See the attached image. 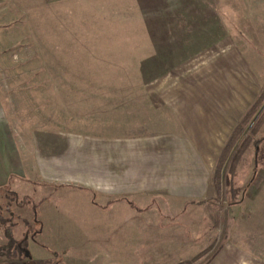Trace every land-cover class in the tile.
Masks as SVG:
<instances>
[{
	"label": "crops",
	"instance_id": "obj_1",
	"mask_svg": "<svg viewBox=\"0 0 264 264\" xmlns=\"http://www.w3.org/2000/svg\"><path fill=\"white\" fill-rule=\"evenodd\" d=\"M147 1L153 6L164 0ZM167 1L166 8L149 6L153 16L143 21L141 41L152 56L181 60L151 82L155 97L104 102L107 107L97 118L99 123L87 133L85 157L79 151V137L71 133L69 142L58 148L65 145L66 153L47 152L45 147L46 155L35 158L26 148L30 155L19 160L24 171L37 169L43 175L42 184L60 194L57 202L80 201L73 193L83 194L85 215L92 221L82 228L87 234L99 229L94 221L104 220L103 248L107 252L108 244L109 254L82 259L76 247L56 244L52 264H123L113 257L106 260L121 247L111 240L106 243L111 235L116 242L129 241L131 246L124 245L129 250L139 251L145 244L153 251L163 243L170 245L163 251L172 253L181 249L179 244L190 243L208 250L216 243L214 232L199 233L200 240L194 243L197 238L189 234L178 239V230H160L158 220L187 219L192 207L200 209L204 219L223 196V229L208 264H264V164L257 176L260 165L253 156L259 146L253 143L250 149L251 163L230 165L225 185L220 176L213 182L226 138L264 86V0ZM141 46L136 42L131 59L148 57L140 54ZM135 67L139 71L140 66ZM261 141L263 153L264 136ZM84 163L85 180L77 182L80 173L84 175L79 171ZM242 170L247 171L246 178H239ZM64 171L70 176H63ZM60 213L58 224L71 232L72 212ZM51 215L56 217L55 212ZM137 218H151V237H143L146 224H138ZM40 227L52 234L56 226L44 227L42 222ZM134 232L135 239H125Z\"/></svg>",
	"mask_w": 264,
	"mask_h": 264
},
{
	"label": "rangeland",
	"instance_id": "obj_2",
	"mask_svg": "<svg viewBox=\"0 0 264 264\" xmlns=\"http://www.w3.org/2000/svg\"><path fill=\"white\" fill-rule=\"evenodd\" d=\"M160 3L152 6L147 0H0V264H52L56 244L76 247L82 259L110 253L108 244L104 246L107 252L103 248L104 220L94 221L100 227L91 234L82 230L84 223L87 228V223L92 222L85 215L87 204L81 199L83 194L73 193L80 201L61 198L57 202L60 194L42 184L43 175L40 177L37 169L24 171L20 161L31 152L35 158H43L45 147L47 152L66 153L65 145L58 148L61 142H69L71 133L79 137V151L85 157L87 133L92 131L93 123H99L97 118L107 107L104 102L117 104L118 100L155 97L151 82L166 68L181 61L152 56L151 49L142 43L143 21L145 18L150 21L153 14L149 6L166 8L170 2ZM136 42L143 45L140 54L148 57L131 59ZM135 66H140L139 71ZM249 108L252 115L240 126L237 139L220 166L218 176L224 185L230 165L251 163L250 149L254 141L259 146L256 155L253 153L260 165L257 176L262 175L264 92L261 88L238 121ZM79 171L84 175L79 172L77 182H82L85 163L80 164ZM63 173L70 176L66 171ZM246 173L242 170L239 178H246ZM218 203L208 209L204 219L199 217L200 209L192 207L187 219L158 220L160 230L165 233L178 230L175 236L178 239L189 234L191 239L197 238L194 243L199 242V233L214 232L215 236L211 237L216 243L208 250L196 249L197 245L192 243L179 244L181 249L173 253L163 251L169 249L167 243L153 246V251L151 245L145 244L139 251L129 250L124 246H131L129 241L116 242L111 235L106 243L111 240L117 246L121 243V247L106 256V260L113 257L123 264H150L151 261L154 264L185 261L208 264L220 242L217 238L224 224L225 196ZM60 211L72 212L71 232L58 224L62 217ZM137 221L146 224L143 237H151V218H137ZM42 222L44 227L56 226L55 232L48 234L46 229L40 230ZM125 239H135V232L127 233ZM130 242L134 245L133 240Z\"/></svg>",
	"mask_w": 264,
	"mask_h": 264
},
{
	"label": "trees",
	"instance_id": "obj_3",
	"mask_svg": "<svg viewBox=\"0 0 264 264\" xmlns=\"http://www.w3.org/2000/svg\"><path fill=\"white\" fill-rule=\"evenodd\" d=\"M261 91L264 92V87L261 88ZM252 113V109H248L243 117L238 121V123L234 126V128L232 129V131L230 132L229 134V137L228 139L226 140V142L224 143L217 159H216V163H215V169H214V178H213V182L214 183H217L218 181V178H219V171H220V166H222L223 162H224V159L226 157V155L228 154L229 150L232 148L235 140L237 139V136L239 134V130H240V126L243 125L245 123V121L249 118L250 115ZM253 143H255L256 145V141H254ZM7 228V227H6ZM5 228V229H6ZM214 255V254H213ZM213 257V256H212ZM176 264H190L188 261H185V262H178Z\"/></svg>",
	"mask_w": 264,
	"mask_h": 264
}]
</instances>
